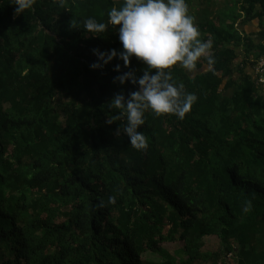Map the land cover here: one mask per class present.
I'll return each instance as SVG.
<instances>
[{
    "label": "trees",
    "instance_id": "16d2710c",
    "mask_svg": "<svg viewBox=\"0 0 264 264\" xmlns=\"http://www.w3.org/2000/svg\"><path fill=\"white\" fill-rule=\"evenodd\" d=\"M208 1L186 3L214 61L168 69L197 100L183 119L146 111L137 150L125 119L107 120L120 111L111 98L138 85L113 82L122 60L89 68L92 48L121 50L118 32L70 25L107 23L122 0H35L19 14L0 0V264H218L228 252L264 264V84L250 70L264 56V0L215 12ZM238 19L259 20V42ZM210 235L219 249L203 250Z\"/></svg>",
    "mask_w": 264,
    "mask_h": 264
},
{
    "label": "clouds",
    "instance_id": "9594fccd",
    "mask_svg": "<svg viewBox=\"0 0 264 264\" xmlns=\"http://www.w3.org/2000/svg\"><path fill=\"white\" fill-rule=\"evenodd\" d=\"M10 2L16 5L15 13L19 14L32 7L35 0ZM57 3L63 7L65 0H57ZM107 18L105 23L87 17L82 27H78L77 20L71 19L70 25L83 28L92 36L104 33L109 26L118 32L121 50L92 48L96 59L89 64V68L103 69L113 59L123 61V67L128 70L121 72L120 63L113 65L117 73L112 78L113 82L120 85L128 82L138 87L129 91L127 96L121 90L111 98L109 107L120 111L107 123L123 117L122 132L133 148L144 150L148 147V139L139 129L145 123L146 111L150 110L155 116L174 114L183 119L197 100L195 93L186 92L182 84L174 81L168 69L179 64L192 71L202 57L213 62V41L211 38L200 39L201 32L194 17L189 14L186 0H122L119 6L109 9ZM133 57L145 65L141 75L130 67ZM252 70L254 72V67ZM120 132L119 126L117 134ZM114 200V196L109 197L110 202ZM218 264H235L233 254L228 252Z\"/></svg>",
    "mask_w": 264,
    "mask_h": 264
},
{
    "label": "rangeland",
    "instance_id": "374dc122",
    "mask_svg": "<svg viewBox=\"0 0 264 264\" xmlns=\"http://www.w3.org/2000/svg\"><path fill=\"white\" fill-rule=\"evenodd\" d=\"M216 0H209L207 3V7H209L210 2H215ZM163 246L171 253H174L178 249L182 248V242L181 241H173V242H166L163 244ZM220 246V241L219 238L210 235L204 237V245H203V250H217L219 249ZM143 257L147 260H153V261H160L161 257L159 254L147 251L143 254Z\"/></svg>",
    "mask_w": 264,
    "mask_h": 264
},
{
    "label": "crops",
    "instance_id": "0c3cea01",
    "mask_svg": "<svg viewBox=\"0 0 264 264\" xmlns=\"http://www.w3.org/2000/svg\"><path fill=\"white\" fill-rule=\"evenodd\" d=\"M199 1V3H205L207 0H196L195 3H197ZM229 6L230 8L233 7L235 4L234 3H226L224 0H216L214 3L213 2H210L209 3V9H212L214 12L216 9H221L223 8L222 6ZM241 19H238L237 20V27L239 28L240 31L246 33V34H251L256 41L259 42V37L257 35V32L259 30V27H258V23H259V20L258 19H250L248 21H239ZM251 71H253L251 68H250Z\"/></svg>",
    "mask_w": 264,
    "mask_h": 264
},
{
    "label": "built area",
    "instance_id": "2783aa9c",
    "mask_svg": "<svg viewBox=\"0 0 264 264\" xmlns=\"http://www.w3.org/2000/svg\"><path fill=\"white\" fill-rule=\"evenodd\" d=\"M254 73L258 81L264 84V56H260L254 65Z\"/></svg>",
    "mask_w": 264,
    "mask_h": 264
}]
</instances>
